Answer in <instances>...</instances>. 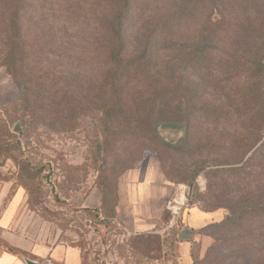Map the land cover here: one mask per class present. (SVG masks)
Masks as SVG:
<instances>
[{
  "label": "trees",
  "instance_id": "obj_1",
  "mask_svg": "<svg viewBox=\"0 0 264 264\" xmlns=\"http://www.w3.org/2000/svg\"><path fill=\"white\" fill-rule=\"evenodd\" d=\"M33 9L40 16L25 21ZM31 36L45 41L31 45ZM1 67L22 84L12 102L20 138L0 122V166L14 162L19 180L41 176L43 165L18 157L33 150L38 130L48 134L58 127L66 134L88 119L98 141L135 142L132 169L148 144L173 147L160 130H182L187 145L196 116L218 127L216 134L202 133L201 148L227 144L242 155L201 160L190 178L206 169L229 172L231 184L242 186L226 195L219 183L202 207L186 204L226 212L220 222L190 231L215 234H203L213 244L192 264H264V0H0ZM86 75L92 81L77 84ZM98 179L103 199L114 195L113 208L104 213L112 221L115 173Z\"/></svg>",
  "mask_w": 264,
  "mask_h": 264
},
{
  "label": "rangeland",
  "instance_id": "obj_2",
  "mask_svg": "<svg viewBox=\"0 0 264 264\" xmlns=\"http://www.w3.org/2000/svg\"><path fill=\"white\" fill-rule=\"evenodd\" d=\"M33 11V14L32 10L26 12L25 21L32 15L36 18L40 16L41 12ZM56 16L60 18L59 15ZM60 38L50 40L59 41ZM44 41L45 38L28 37L31 45L43 44ZM86 79H89L87 75L77 84H87ZM21 91L22 84L13 82L9 70L1 67L0 110L3 109L5 115L0 116V122L5 125V131L16 138L19 137L18 131L22 125L19 120L14 119L12 102ZM57 129L58 127L48 134L38 130L41 135L39 140L31 143L33 150L23 151L24 155H18L21 160L43 165L41 176L37 179L19 180L18 168L11 160L0 166V211L3 212L11 200L15 199L17 202L5 232L8 235L49 242V245H62L72 250L67 260L62 256L63 249H60L59 256L50 261H38V264H192L194 258L198 261L204 258V250L213 244L212 238L206 236L215 234L208 229L200 235H192L184 227L181 219L185 209H189L186 204L194 200L196 206L202 207L204 203L201 200L208 198L212 190L218 191L220 184L226 195H233L235 187L242 186L241 183L231 184L235 178L229 172L209 174L206 169L197 173L193 179L190 178L198 171L201 160L230 161L233 157L242 155L227 144L214 150L201 148L199 141L202 133L208 130L216 134V130L220 131L218 127L208 125L196 116L190 125L191 137L187 145L184 140L185 132L182 130H160L162 138L171 142L174 148L155 141L141 150V159L132 169L143 165L158 168L162 178L173 187V198L185 205L180 217L171 216L175 224L168 226L166 221L171 214L167 203L170 199L166 202L155 201L156 206L165 205V211L156 227L146 232H132L121 225L117 218L112 221L105 219L104 213L108 208H113L115 198L112 195L106 201L103 199L98 179L99 176L112 174L113 170L117 191L121 179L132 170L128 167L132 163L130 159L135 157V142L118 137L109 139V142L104 139L98 141L92 135L94 131L90 128L88 119L66 134ZM259 144L257 142L252 151ZM251 152L245 155H250ZM122 163L125 165H121ZM163 169L171 174V181L164 176ZM211 169L214 171L215 167ZM213 174L217 176L214 177ZM218 211L226 215L222 209ZM76 247L81 248L83 261ZM6 252L17 256L22 263L28 259L35 261L33 257L15 253L4 239H0V254Z\"/></svg>",
  "mask_w": 264,
  "mask_h": 264
},
{
  "label": "crops",
  "instance_id": "obj_3",
  "mask_svg": "<svg viewBox=\"0 0 264 264\" xmlns=\"http://www.w3.org/2000/svg\"><path fill=\"white\" fill-rule=\"evenodd\" d=\"M117 220L121 225L132 232H146L156 227L161 219L165 205L156 206L155 201L173 198V187L164 180L155 166L143 165L139 168L128 171L121 179V184L117 190ZM13 199L10 205L2 212L0 211V239H4L7 245L19 253L33 257L35 263L38 261H50L59 256V250L63 249L62 256L67 260L72 250L67 247L50 244L49 242L35 241L24 236L8 235L5 232L14 207L17 205ZM184 211V209H183ZM225 214L220 211L204 213L197 207L185 209L181 223L190 232L198 230L208 224L220 222ZM168 226L175 224L169 215ZM8 235V236H4ZM29 260V259H28ZM25 263V260L23 262ZM21 260L12 253L0 254V264H23Z\"/></svg>",
  "mask_w": 264,
  "mask_h": 264
},
{
  "label": "built area",
  "instance_id": "obj_4",
  "mask_svg": "<svg viewBox=\"0 0 264 264\" xmlns=\"http://www.w3.org/2000/svg\"><path fill=\"white\" fill-rule=\"evenodd\" d=\"M184 206H185L184 202L179 203L175 198L170 199L169 202L167 203V209L169 210L173 218L180 217Z\"/></svg>",
  "mask_w": 264,
  "mask_h": 264
},
{
  "label": "water",
  "instance_id": "obj_5",
  "mask_svg": "<svg viewBox=\"0 0 264 264\" xmlns=\"http://www.w3.org/2000/svg\"><path fill=\"white\" fill-rule=\"evenodd\" d=\"M25 263L26 264H36L34 261H31V260H25Z\"/></svg>",
  "mask_w": 264,
  "mask_h": 264
}]
</instances>
